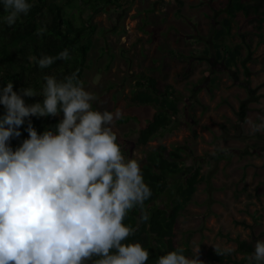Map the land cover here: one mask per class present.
Masks as SVG:
<instances>
[{"label": "rangeland", "instance_id": "374dc122", "mask_svg": "<svg viewBox=\"0 0 264 264\" xmlns=\"http://www.w3.org/2000/svg\"><path fill=\"white\" fill-rule=\"evenodd\" d=\"M227 2L122 0L97 11L82 86L96 97L93 110L120 109L111 128L126 158L141 163L148 150L178 146L181 178L200 168L202 181L179 218L175 245L189 240L194 255L231 248L225 253L240 260L236 241L264 240V131L248 123L264 118V41L249 43L240 23L227 41L244 43L237 66L226 68L215 58L211 31ZM141 76L171 85L179 109L175 128L145 146L137 133L154 110L130 101ZM136 91L148 93L147 87ZM170 195L168 189L159 203Z\"/></svg>", "mask_w": 264, "mask_h": 264}, {"label": "clouds", "instance_id": "9594fccd", "mask_svg": "<svg viewBox=\"0 0 264 264\" xmlns=\"http://www.w3.org/2000/svg\"><path fill=\"white\" fill-rule=\"evenodd\" d=\"M0 6V23L11 27L29 13L33 0H0ZM70 58L64 49L30 59L44 69ZM43 80L39 92L13 91L11 81L0 87V264H146L149 251L126 242L135 229L123 221L152 193L139 161L125 157L111 128L120 109L93 110L96 97L75 72ZM22 97L43 100L26 104ZM61 113L54 130L38 134L32 126L30 117ZM26 119L28 138L13 150L10 140L21 135ZM248 123L253 131H264V118ZM198 252L190 258L178 248L155 264H203ZM245 259L264 264V240H257Z\"/></svg>", "mask_w": 264, "mask_h": 264}, {"label": "trees", "instance_id": "16d2710c", "mask_svg": "<svg viewBox=\"0 0 264 264\" xmlns=\"http://www.w3.org/2000/svg\"><path fill=\"white\" fill-rule=\"evenodd\" d=\"M121 1L33 0L29 13L22 15L13 26L0 23V87L11 81L13 91L19 92L21 88L32 87L39 92L45 75L62 80L73 72L82 84L83 71L93 47V37L97 33L93 18L97 11L118 6ZM222 13L217 27L211 31V45L217 60L223 62L226 68H235L244 43L227 41L235 36L234 30L238 32L240 23L246 33L245 40L249 43L254 37L264 41V0H228ZM2 15L4 12L0 6V16ZM239 15L241 21L237 20ZM41 28L45 29L43 33H39ZM64 49L69 50L71 58L56 60L44 69L39 68L35 61L30 59H39L42 55L56 56ZM216 81V77L212 78L213 84ZM143 87H147L146 95L136 91ZM132 88L131 104L147 106L154 110L137 133L138 143L145 146L175 128V118L179 113L178 103L174 99L173 87L152 77L141 76ZM22 98L26 104L43 100L42 97ZM195 108L196 106H192L190 111L194 113ZM3 112V106H0V114ZM192 115L195 119V115ZM30 120L38 134L48 129L54 130L60 121L57 116L30 117ZM120 123L122 121L118 120V124ZM27 124L26 119L19 129L21 135L10 140L13 150L28 138V133L24 130ZM183 153L178 146L168 149L161 145L148 150L140 163L144 181L150 187L152 195L144 202L142 208L135 207L129 211L123 222L135 229L126 242H138L149 251L146 264H155L158 256L178 248H182L184 255L188 257L195 256L191 252L189 240L182 247L176 246L174 240L179 218L192 201L197 185L202 181L200 168L197 166L188 176L181 178L180 175L184 171L181 161ZM171 181L174 182L172 188ZM168 189H171L170 199L166 203H159ZM236 242L238 252L243 255L240 260L232 259L221 250L201 252L198 258L203 264H246V256L254 251V242Z\"/></svg>", "mask_w": 264, "mask_h": 264}]
</instances>
